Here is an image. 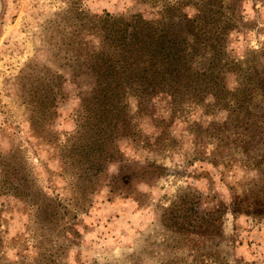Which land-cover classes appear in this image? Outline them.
I'll use <instances>...</instances> for the list:
<instances>
[{"label": "rangeland", "instance_id": "374dc122", "mask_svg": "<svg viewBox=\"0 0 264 264\" xmlns=\"http://www.w3.org/2000/svg\"><path fill=\"white\" fill-rule=\"evenodd\" d=\"M113 20L216 47L248 107L127 90L96 136ZM0 264H264V0H0Z\"/></svg>", "mask_w": 264, "mask_h": 264}, {"label": "trees", "instance_id": "16d2710c", "mask_svg": "<svg viewBox=\"0 0 264 264\" xmlns=\"http://www.w3.org/2000/svg\"><path fill=\"white\" fill-rule=\"evenodd\" d=\"M113 27L112 32L107 31L105 38L111 37V42H114V58L102 53L98 63L101 69V84L102 81L107 83L97 90L98 102L93 104V116L97 122L96 136L104 135L109 139L113 132H118L119 137L127 135L129 122L123 103L127 90L138 96L165 92L173 97V101L177 96L179 101L186 98L198 100L202 98L201 92H205L211 95L212 105L218 109L229 107L231 111L239 113L248 107V104L244 103V97H239V89H235L228 96L229 91L222 83L226 70L221 68L222 58L216 47L214 53L207 58L208 67L199 71L193 67L189 42L185 39L177 40L175 35L169 32V28L119 21H114ZM203 46L209 44L200 41L193 47ZM247 91L251 92V89H245L242 94L249 100L251 93ZM245 114L243 113L242 117ZM99 150L102 153L103 149Z\"/></svg>", "mask_w": 264, "mask_h": 264}]
</instances>
